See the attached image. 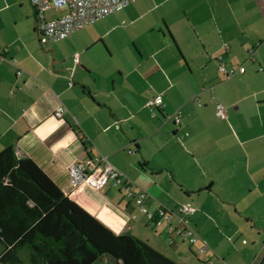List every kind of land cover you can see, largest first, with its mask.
<instances>
[{"label":"crops","instance_id":"obj_1","mask_svg":"<svg viewBox=\"0 0 264 264\" xmlns=\"http://www.w3.org/2000/svg\"><path fill=\"white\" fill-rule=\"evenodd\" d=\"M29 2L0 5V151L13 146L113 232H129L181 264H259L264 1L124 7L49 42L35 31ZM221 63L244 72L226 77ZM159 94L161 107L148 108ZM59 104L67 110L58 118ZM96 153L125 177L100 190L71 187L67 166ZM140 190L151 213L196 207L186 218L208 245L204 262L164 236L172 237L165 220L148 221L134 201ZM106 258L115 264L107 255L94 264Z\"/></svg>","mask_w":264,"mask_h":264},{"label":"trees","instance_id":"obj_2","mask_svg":"<svg viewBox=\"0 0 264 264\" xmlns=\"http://www.w3.org/2000/svg\"><path fill=\"white\" fill-rule=\"evenodd\" d=\"M105 255L115 264H181L129 232H113L32 159L2 149L0 264H94Z\"/></svg>","mask_w":264,"mask_h":264},{"label":"built area","instance_id":"obj_3","mask_svg":"<svg viewBox=\"0 0 264 264\" xmlns=\"http://www.w3.org/2000/svg\"><path fill=\"white\" fill-rule=\"evenodd\" d=\"M133 0H30L35 10L34 29L39 34L42 41H56L65 38L71 32L85 27L92 22L109 15L115 11L126 7ZM264 1V0H263ZM51 8H63L65 13L53 19H45V11ZM249 59H253V50L249 51ZM74 61L78 62V54L74 55ZM262 69V68H261ZM219 70L226 77L232 76L236 72H244L242 66L227 67L223 63L219 65ZM20 71H17V75ZM71 85V83H70ZM162 105L161 95H156L146 102L150 109L159 108ZM67 110L64 105L59 104L54 109V116L61 117ZM216 113L224 117L222 106L217 105ZM175 123L180 121V111L177 110L174 115ZM69 175V185L73 188L88 187L92 190H100L106 186L108 181L120 183L121 177L125 175L115 168L105 156L96 153L90 160L72 162L67 166ZM129 183L132 182L129 180ZM124 191L131 194L129 186L124 184ZM147 193L140 190L134 198L135 204L139 210L146 214L147 218L154 224L160 225L162 220L168 224V230L179 237L182 241L188 243L191 247L197 245L199 252H205L208 245L191 225L187 215L196 211V207L191 203L179 204L173 209L160 206L155 213L148 212L144 206V200ZM175 219L177 223L171 221Z\"/></svg>","mask_w":264,"mask_h":264},{"label":"rangeland","instance_id":"obj_4","mask_svg":"<svg viewBox=\"0 0 264 264\" xmlns=\"http://www.w3.org/2000/svg\"><path fill=\"white\" fill-rule=\"evenodd\" d=\"M17 2H18V0H0V5L10 3V4H13L12 7H18L19 3H17ZM202 4H204L203 0H133L126 7H174V6L175 7H195V6H200ZM25 7H32V5L29 2ZM64 13H65V10L63 8H51L50 10L45 11V19L50 20V19L56 18L58 16H61ZM34 23H35V20H34ZM222 118L223 117H220L221 120H224ZM231 145H232V143H231ZM101 155H103V154H101ZM143 215L146 216V214H144V213H143ZM146 218H147V216H146ZM148 221H150V220L148 219ZM161 228H163V227H156L157 230L161 229ZM152 229L153 228H150L149 231H152ZM165 232L167 233V230H165ZM164 236L166 238L174 239L179 244H183L182 245L183 248L188 252L187 249H188V246H190L188 243L182 242L181 239H179V237H176L174 234H172L173 238L171 237V234H168V233L165 234ZM192 247H193V250H195L194 253H195V256L198 257V260L204 262L203 261L204 255H203V253L198 251L197 245H194ZM188 254H189V252H188ZM108 257H110V256H108ZM191 258L194 259L193 257H191ZM106 259L107 260L105 261V264H112L113 261L111 260V258H106ZM192 261H194V264H197V261L195 259ZM206 264H208V263H206Z\"/></svg>","mask_w":264,"mask_h":264},{"label":"water","instance_id":"obj_5","mask_svg":"<svg viewBox=\"0 0 264 264\" xmlns=\"http://www.w3.org/2000/svg\"><path fill=\"white\" fill-rule=\"evenodd\" d=\"M86 159H87V160H90V156H87Z\"/></svg>","mask_w":264,"mask_h":264}]
</instances>
